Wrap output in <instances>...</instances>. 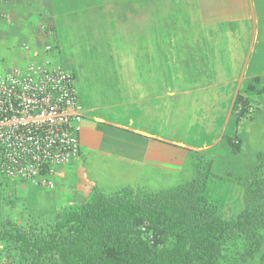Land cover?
I'll use <instances>...</instances> for the list:
<instances>
[{"label":"rangeland","instance_id":"374dc122","mask_svg":"<svg viewBox=\"0 0 264 264\" xmlns=\"http://www.w3.org/2000/svg\"><path fill=\"white\" fill-rule=\"evenodd\" d=\"M109 1L23 0L24 18L0 20V72L23 66L20 53L26 42L37 49L32 59L49 58L75 74L84 115L99 117L95 128L82 129L79 159L62 168L65 175L53 188L0 179L1 216L51 222L94 194L166 190L200 170L210 172L207 193L220 212L240 213L264 177V62H192L179 54L188 52L186 46L160 48V62H135L136 48L121 41L130 27L112 15L124 9L109 7ZM141 19L134 15L133 23ZM48 25L53 28L49 35ZM135 86L148 92L147 104L133 102ZM142 105L149 108L145 118L138 117ZM130 121L134 126L150 122L149 129L164 137L159 157L141 156L137 147L145 145L143 135L131 138L119 127ZM232 140L239 143L238 152ZM148 144L153 148L156 142L150 138ZM14 252L1 247L0 264H9Z\"/></svg>","mask_w":264,"mask_h":264},{"label":"trees","instance_id":"16d2710c","mask_svg":"<svg viewBox=\"0 0 264 264\" xmlns=\"http://www.w3.org/2000/svg\"><path fill=\"white\" fill-rule=\"evenodd\" d=\"M209 173L142 195L100 192L46 223L0 212V248L15 251L9 264H264V177L226 216L207 193Z\"/></svg>","mask_w":264,"mask_h":264},{"label":"crops","instance_id":"0c3cea01","mask_svg":"<svg viewBox=\"0 0 264 264\" xmlns=\"http://www.w3.org/2000/svg\"><path fill=\"white\" fill-rule=\"evenodd\" d=\"M109 3L111 8L120 6L124 9L121 13L114 11L112 15L123 17L130 27L128 30L131 32L127 30V35L121 37V41L124 40L127 46L136 48L133 50L135 54L132 55L135 62H138L137 59L141 62H160V48L182 46L188 47V52L179 54L191 57L189 61L192 62H264V0H110ZM4 8L8 13L7 17L12 20L15 16H26L23 0H7ZM134 15L142 16L141 22L137 20L133 23ZM113 21L110 17V29L114 28ZM36 51L33 47L31 49V45L30 50H21V60L27 61ZM25 61L21 65H24ZM138 69L143 75V71ZM132 94L136 96L134 103L149 102L148 92H143L142 86H135ZM148 110L149 108L142 105L139 114L135 111L133 113L145 118ZM98 118L85 116L83 129L95 128L94 124ZM129 123L131 124L126 126L116 124L128 133L131 132L132 135L128 134L131 138L143 135L145 145L137 147V150L141 147V156L147 158L149 153H152L153 156L159 157L158 144L164 137L149 129L150 122H137V126H134V122ZM150 138L156 142L153 148L148 144ZM155 152L157 153L154 154Z\"/></svg>","mask_w":264,"mask_h":264},{"label":"built area","instance_id":"2783aa9c","mask_svg":"<svg viewBox=\"0 0 264 264\" xmlns=\"http://www.w3.org/2000/svg\"><path fill=\"white\" fill-rule=\"evenodd\" d=\"M6 1L0 0V19L8 16ZM52 32V25L45 27ZM84 118L75 74L63 65L28 58L0 72V179L53 188L80 154Z\"/></svg>","mask_w":264,"mask_h":264}]
</instances>
